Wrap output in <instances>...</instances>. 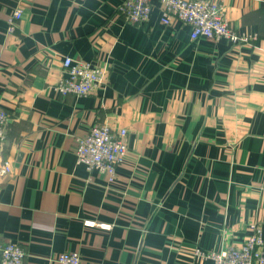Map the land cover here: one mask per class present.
I'll return each instance as SVG.
<instances>
[{"label": "crops", "instance_id": "obj_1", "mask_svg": "<svg viewBox=\"0 0 264 264\" xmlns=\"http://www.w3.org/2000/svg\"><path fill=\"white\" fill-rule=\"evenodd\" d=\"M124 0H0V249L22 264H213L194 247L264 236V0L218 1L248 42L190 38L188 24L126 21ZM21 18L12 32L7 19ZM64 56L104 67L99 85L61 95ZM126 130L109 183L76 161L77 138ZM112 224L109 229L85 221Z\"/></svg>", "mask_w": 264, "mask_h": 264}, {"label": "built area", "instance_id": "obj_2", "mask_svg": "<svg viewBox=\"0 0 264 264\" xmlns=\"http://www.w3.org/2000/svg\"><path fill=\"white\" fill-rule=\"evenodd\" d=\"M160 8V21L167 25L173 19L188 24L191 28L190 38H225L231 43L248 42L251 36L237 33L229 25L218 1L211 0H156ZM121 12L126 21L142 23L149 18L152 9L150 0H124ZM22 9L15 8L7 19L8 32H12L16 22L21 18ZM62 65L65 76L55 86L61 95H85L96 88L103 80L105 69L89 62L64 56ZM8 113L0 104V141L5 137V125ZM126 130L120 129L113 134L109 126H93L89 132L77 138L74 148L76 161L89 169H97L106 174L112 183L117 175V167L127 153L125 142ZM11 170L9 162L0 165V176ZM87 226L109 229L112 224L106 222L85 221ZM249 232L240 246L225 245L219 251H208L200 247L192 249L195 260L209 258L213 264H264V236L258 222L249 224ZM24 250L17 243L8 242L0 249V264H22ZM59 264H82L77 251H63L56 255Z\"/></svg>", "mask_w": 264, "mask_h": 264}]
</instances>
